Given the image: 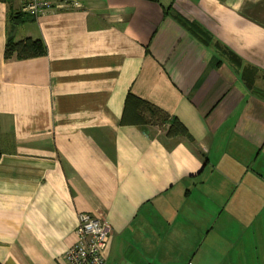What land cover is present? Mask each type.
<instances>
[{"label": "crops", "instance_id": "1", "mask_svg": "<svg viewBox=\"0 0 264 264\" xmlns=\"http://www.w3.org/2000/svg\"><path fill=\"white\" fill-rule=\"evenodd\" d=\"M24 2L0 1V264H66L82 213L106 264H264V0H55L14 25ZM129 92L190 137L121 125Z\"/></svg>", "mask_w": 264, "mask_h": 264}, {"label": "trees", "instance_id": "2", "mask_svg": "<svg viewBox=\"0 0 264 264\" xmlns=\"http://www.w3.org/2000/svg\"><path fill=\"white\" fill-rule=\"evenodd\" d=\"M10 3L12 0H0ZM26 14L22 10L13 12L11 15L12 24L17 25L19 17ZM46 45L42 39L27 37L21 40H14L9 37L5 46V57L14 56L16 59H25L45 55ZM121 125H153L163 126L168 124L167 135L178 134L190 137L185 125L176 117L170 115L161 108L129 92L125 98L124 109L120 119Z\"/></svg>", "mask_w": 264, "mask_h": 264}, {"label": "built area", "instance_id": "3", "mask_svg": "<svg viewBox=\"0 0 264 264\" xmlns=\"http://www.w3.org/2000/svg\"><path fill=\"white\" fill-rule=\"evenodd\" d=\"M54 1L25 0L22 11L38 16L51 8ZM75 233L76 241L64 254L66 264H106L105 252L111 239L108 222L100 216L82 213L79 215ZM186 264L192 262L188 261Z\"/></svg>", "mask_w": 264, "mask_h": 264}]
</instances>
